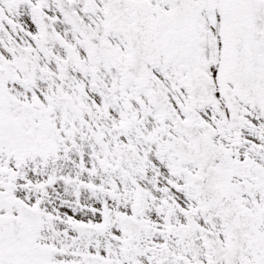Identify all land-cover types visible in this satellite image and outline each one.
<instances>
[{
	"label": "snow or ice",
	"instance_id": "1",
	"mask_svg": "<svg viewBox=\"0 0 264 264\" xmlns=\"http://www.w3.org/2000/svg\"><path fill=\"white\" fill-rule=\"evenodd\" d=\"M0 264H264V0H0Z\"/></svg>",
	"mask_w": 264,
	"mask_h": 264
}]
</instances>
